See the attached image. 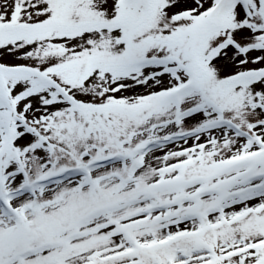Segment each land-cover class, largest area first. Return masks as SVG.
<instances>
[{
    "label": "snow or ice",
    "instance_id": "1",
    "mask_svg": "<svg viewBox=\"0 0 264 264\" xmlns=\"http://www.w3.org/2000/svg\"><path fill=\"white\" fill-rule=\"evenodd\" d=\"M0 264H264V0H0Z\"/></svg>",
    "mask_w": 264,
    "mask_h": 264
}]
</instances>
